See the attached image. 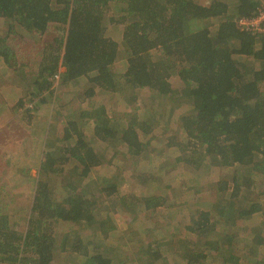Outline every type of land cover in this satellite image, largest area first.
<instances>
[{
    "label": "trees",
    "instance_id": "1",
    "mask_svg": "<svg viewBox=\"0 0 264 264\" xmlns=\"http://www.w3.org/2000/svg\"><path fill=\"white\" fill-rule=\"evenodd\" d=\"M208 1L209 4L199 0H0V19L8 21L14 33L20 28L35 37L53 25L65 28V35L43 50L46 55L40 63L33 95L51 91L52 97L51 78L58 73L64 84L86 76L89 97L97 89L117 93L123 80L134 89L155 90L159 102L153 98L150 103L156 114L168 102L182 103L183 99L177 98L180 95L191 110L181 116L184 141H167L168 147L179 150L177 162L199 168L197 158L208 162V168L240 166L246 170L248 175L238 177L232 188L227 181L218 182L217 191L222 196L217 206L189 211L186 225L194 239L190 243L182 237L178 240L175 260L179 264H202L212 252L224 255L233 248L227 230L262 208L258 199L242 197L240 192L244 186L249 189L255 184L253 176L264 175V34L239 30L235 22L239 15H254L260 0H238L234 9L224 0ZM112 2L124 6L116 20L123 26L122 41L107 34V9ZM218 17L223 20L213 32L206 25L196 30L187 28L190 21ZM123 51L127 60L125 70L119 74L113 67ZM157 51L160 57L155 56ZM241 55L259 65L241 63ZM0 62L18 70L14 51L2 36ZM173 75L182 81L180 91L173 88ZM100 108L89 124L82 125L74 119L68 122L62 155L44 152L24 226L0 213V264H57L58 250H68L70 243L71 252L80 255L83 264L137 263L131 258L137 254L124 255L117 242H96L98 247L93 250L78 236L69 243L66 234L60 244L55 236L54 226L64 221L90 231L100 230L101 234L94 238L107 239L109 230L101 218L99 202L95 195L86 193L83 185L108 153H113L111 165L123 149L135 157L148 154L144 136L153 131V126L141 119L139 106L114 117L104 106ZM92 181L95 191L107 197L114 199L120 193L117 200L129 204L137 214L160 210L166 201L161 193L146 197L122 194L118 175ZM130 236L131 232L127 246H135L136 240ZM263 237L258 243L264 242ZM167 251L168 247H148L142 253L150 257L148 263L166 264L171 262ZM234 260L233 255L225 259L229 264Z\"/></svg>",
    "mask_w": 264,
    "mask_h": 264
},
{
    "label": "rangeland",
    "instance_id": "2",
    "mask_svg": "<svg viewBox=\"0 0 264 264\" xmlns=\"http://www.w3.org/2000/svg\"><path fill=\"white\" fill-rule=\"evenodd\" d=\"M199 1L209 4L208 0ZM224 1L234 9L238 0ZM123 8L121 3L112 2L107 9V34L117 41H122L123 26L116 23V20L123 14ZM222 20V17L206 21L193 20L188 23L187 28L196 30L206 25L213 32ZM64 29L53 25L44 34L31 37L20 28L14 33L10 30L8 21L0 19V36L6 37L18 65L17 71L6 65L12 82L1 92L2 96L6 94L7 105L6 109L0 106V110H4L0 124H9L10 134L3 128L0 130V213L10 215L14 222H21L24 226L31 211L36 178L39 176L41 160L45 157L44 152L54 151L59 156L63 154L64 130L70 120L74 119L85 125L92 121L91 117L101 106L106 108L111 117L118 113L132 112L139 106L137 112L141 119L153 126V131L144 136L147 139L148 154L135 157L127 149H120L114 165H111L109 161L113 153H108L104 162L92 170L83 185L86 193L95 195L99 202L101 218L106 220L109 230L108 238H104V241L103 236L94 238L95 234H101L100 230L90 231L81 228L80 224L72 225L64 221L54 226L55 236L58 244L66 234L70 237L69 243L78 236L84 245H89L93 250L97 246L96 242L102 241L105 245L117 242L123 248L121 251L124 255L126 253L131 257L136 253L138 256L133 254L131 258H135L139 264H151L148 263L150 257L142 253L148 247L152 250L168 247L171 262L166 264H179V260H175L178 240L182 237L190 243L194 239L186 225L189 211L199 207L209 209L217 206L222 196L217 191L218 182L227 181L229 188H232L238 177L248 174L240 166L208 168V162H200L197 158L195 160L201 164L199 168L187 162H177L179 150L174 146L168 147L167 141H184L181 116L191 110V105L180 95L177 98L183 99L182 103L174 105L168 102L164 108L157 109V114L150 103L153 98L159 102L157 92L150 88H131L125 84V80L117 93L97 89L89 97L86 94L90 84L86 76L69 84L61 83V80L55 82L53 77L52 97L49 94L51 91L33 95L32 91L40 73V63L46 55L43 56V50L53 44L56 38H62L65 35ZM122 50L123 46L120 45V52ZM155 54L160 57L161 52L157 51ZM126 55L124 51L119 55V61L113 67L115 72L120 74L125 70ZM239 60L241 63L246 61L259 65L248 56L241 55ZM10 78H7V82ZM171 83L177 91L183 88L178 75L171 77ZM261 89L264 92V82ZM45 98L47 101H43ZM13 126H16L17 133L12 135ZM106 175H118L122 194L131 192L135 196L146 197L161 193L159 195L163 194L166 201L160 210L137 214L136 209H132L129 204H121L117 200L120 193L112 199L103 192L95 191L92 180L104 178ZM253 178L255 184L249 189L244 186L240 196L248 195L252 199H258L262 204L261 210L242 218L227 230L228 238L233 241L232 249L224 255H219L218 252L209 253L202 264H229L225 259L231 255L235 257L231 264H264V242L258 243L260 236H264V175ZM130 232V237L136 240L135 246H127L130 244L127 240ZM193 235L197 237L196 234ZM70 246L71 243L64 252L58 250L57 264H83L80 255L71 252Z\"/></svg>",
    "mask_w": 264,
    "mask_h": 264
},
{
    "label": "built area",
    "instance_id": "3",
    "mask_svg": "<svg viewBox=\"0 0 264 264\" xmlns=\"http://www.w3.org/2000/svg\"><path fill=\"white\" fill-rule=\"evenodd\" d=\"M235 22L239 30L241 29L254 35L264 34V0H260L254 15H239V17L235 18ZM54 79L56 80L55 82H59L61 74L55 75Z\"/></svg>",
    "mask_w": 264,
    "mask_h": 264
},
{
    "label": "crops",
    "instance_id": "4",
    "mask_svg": "<svg viewBox=\"0 0 264 264\" xmlns=\"http://www.w3.org/2000/svg\"><path fill=\"white\" fill-rule=\"evenodd\" d=\"M7 78H10V75L8 76V67L6 65H3L1 64L0 62V106L4 109H6V102H7V97H6V94L4 93L3 96L1 94V92L5 91L8 85V83H11L12 82V79L10 78L9 82H7ZM4 110L1 109L0 110V117L2 115V112ZM2 128L4 130H7L8 133L10 134V131H9V124H6L5 126L3 124H0V130H2ZM13 129L14 132H12V135L17 133L16 132V126H13L11 127ZM2 132V131H1Z\"/></svg>",
    "mask_w": 264,
    "mask_h": 264
}]
</instances>
